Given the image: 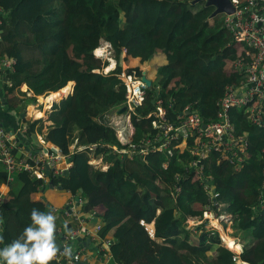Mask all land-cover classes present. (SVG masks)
Here are the masks:
<instances>
[{
    "label": "trees",
    "instance_id": "trees-1",
    "mask_svg": "<svg viewBox=\"0 0 264 264\" xmlns=\"http://www.w3.org/2000/svg\"><path fill=\"white\" fill-rule=\"evenodd\" d=\"M193 2L0 0V57L7 55L16 61L14 71L3 77L0 109L14 111L26 124L24 135L31 137L43 128V120L32 121L28 115V108L37 102L17 98L15 92L20 90L26 96L33 92L35 98L44 95V99L60 94L59 99L67 90L60 106L51 107L46 121L52 124L43 140L68 156L66 162L73 165L58 176L50 172L46 184L26 172L17 173L8 184L0 166V186H11L0 205V235L4 238L0 248L31 223L33 208L51 209L46 199L35 195L50 190L52 182L54 189L60 187L75 202L81 201V212L91 218L90 228H100V241L98 245L90 242L91 251L98 255L102 242L108 240L113 264H233L235 253L222 245L216 229L204 223L189 227V218L203 222L207 212L215 218L231 214L229 225L236 221L237 225L231 238L225 235L231 242L239 240L240 260L264 264V256L259 259L257 254L260 244L264 245V130L250 125L242 109H232L234 134L245 133L250 157L234 166L217 163L218 157L210 154L201 161L202 184L195 183L188 147L174 149L168 157L158 152L154 141L157 130L152 122L158 101L172 123L186 108L204 122L214 120L216 102L225 87L241 77L233 65L245 48L224 28L225 15L212 16L213 7ZM101 42L110 45L116 63L107 74L103 69L108 63L92 55H97ZM123 53L125 59H137L140 64L156 54L166 58L164 65L155 67V81L146 90L142 105L127 111L133 127L129 145L117 140L108 118L112 111L126 106ZM142 73L139 69L127 71L136 79ZM69 82H74L71 95ZM15 104L22 108L18 110ZM94 133L101 135L100 143H91L88 136ZM148 140L155 151L147 157L135 154L123 160L125 155L113 151L141 147ZM17 151L18 147L14 155L21 156ZM99 160L105 171L91 164ZM51 212L58 217L60 209ZM75 228L65 223L59 234L69 237L67 245L75 244L79 250V243L72 239Z\"/></svg>",
    "mask_w": 264,
    "mask_h": 264
},
{
    "label": "built area",
    "instance_id": "built-area-1",
    "mask_svg": "<svg viewBox=\"0 0 264 264\" xmlns=\"http://www.w3.org/2000/svg\"><path fill=\"white\" fill-rule=\"evenodd\" d=\"M230 2L234 10L232 14H224L223 25L232 40L241 44L245 49L233 65V69L241 74V77L237 83L225 87L223 95L216 102L215 119L204 122L198 113L186 108L175 117V122L172 123L166 117V110L161 101L157 102L156 112L153 114L152 127L157 130L154 141L158 143V152H165L168 157H172L174 149L188 147L190 155L193 157L190 168L192 173L195 174L196 182L200 184L204 181L201 161L210 154L218 157L217 163H228L234 166L250 157L249 142L245 138V133L241 136L234 134V127L230 118L232 109H242L245 119L250 125L255 129L264 130V0H230ZM15 64L16 61L12 57L7 55L0 57L1 85L5 73L13 72ZM121 78L125 83V107L129 113L142 105L148 88L140 79H136L132 75L122 73ZM18 94L24 97L20 90H18ZM128 113L125 117L129 123L128 127L131 128ZM34 120L32 119V121ZM109 120L110 126L117 135L119 130L114 122L117 117L113 116L111 118L110 116ZM25 128L26 124L22 123L20 130L23 135ZM118 135L122 137L121 132H118ZM132 135L129 136L130 142ZM118 138L119 142L124 145L123 139ZM18 143L16 136L11 135L0 123V166L6 172L8 184L14 181L15 175L19 172H26L31 177L40 179L43 183H48L46 167H49L53 176H58L66 171L63 167H60V162L62 160L66 161L68 157L62 155L59 149L53 147L51 152L40 151V153L28 151L18 157L13 153L18 147ZM154 151L153 148H150V141L148 140L141 147L132 146L130 150H117L116 152L126 157L135 154L147 157L149 153ZM105 169L106 167H104ZM261 170V190L264 192V163ZM173 177L179 182L177 174H173ZM209 191H212L211 188H209ZM3 201L4 195L0 192V205ZM80 204L81 201L79 200L76 202L73 199L70 200L64 207L60 208L59 215L63 219L71 220L76 226L72 233V239L89 240L94 245H98L100 239L97 232L100 228L98 225L92 228L88 227V220H91V218L81 212ZM52 211L58 212V209ZM208 213L211 214L210 212L205 214ZM67 238L69 237L63 238L65 244L59 249L55 261L63 262V264H87L90 253L83 245H80L79 250L72 252L71 246L66 243ZM102 243L98 252L101 259L104 260V263L101 264H105L111 261L112 258L108 250V240ZM65 248L70 249V256L63 255ZM233 264H241L238 253H235Z\"/></svg>",
    "mask_w": 264,
    "mask_h": 264
},
{
    "label": "rangeland",
    "instance_id": "rangeland-1",
    "mask_svg": "<svg viewBox=\"0 0 264 264\" xmlns=\"http://www.w3.org/2000/svg\"><path fill=\"white\" fill-rule=\"evenodd\" d=\"M100 48H98V55H96V54H94V56L95 57H99L103 62H107L108 63V67H106V68H104L103 69V74H106V73H108L110 70H112V69H114L115 68V65H116V63H115V61L113 60V51H112V49H111V47H110V45H108V44H106V43H103V42H101L100 43ZM95 53V52H94ZM125 53H123L122 54V58H123V60L124 61H122V65H121V69H122V72H123V74H127V71L128 70H134V69H141L140 71H142V69L143 68H147L149 65H150V68H151V71L153 72L154 71V66L155 65H158L159 64V62H155V61H153V58H154V56L151 58V60L150 61H148L147 63H143V64H140L139 63V61L137 62V61H135L134 62V60H131V59H124L125 58ZM122 58H121V60H122ZM152 61H153V63H152ZM46 94V93H45ZM20 97H21V99H35L36 100V102H37V104H35L34 106H30L29 107V109H28V115H30L31 116V118L32 119H35V120H38V119H40V116L41 115H43L42 117H44V114H43V112H37L36 113V116L37 117H35V115L33 114L34 112H36V111H41V108L44 110V111H46V110H48L49 109V106H52L53 104H56L57 102L59 103L60 102V100L63 98V97H61V98H59V99H57L56 100V98H57V96L56 97H52L51 98V96H49L48 98H46V99H44L45 97H43V96H41V97H37V98H35V96H31V95H29V97L28 96H26V95H24V97H22L20 94H18ZM43 98V99H42ZM54 99L56 100L53 104L51 103V102H53L54 101ZM21 101V100H20ZM23 102V101H22ZM24 102H26L27 104H28V101H24ZM23 102V103H24ZM50 102V103H49ZM26 104V105H27ZM49 104V105H48ZM52 104V105H51ZM46 106H48V107H46ZM14 107L15 108H17L18 110H20L21 108H22V104H21V106H18L17 104H15L14 105ZM35 107H38L37 109L38 110H34L33 108H35ZM41 107V108H40ZM45 107V108H44ZM51 108V107H50ZM42 110V111H43ZM115 112V110L114 111H112L111 112V114L112 113H114ZM41 114V115H40ZM113 116H114V114H112ZM110 116L111 115H108V118H110ZM36 118H38V119H36ZM34 120V121H35ZM115 122V125L117 126L116 128L119 130L118 132H121L122 133V137L121 136H119L118 135V132H117V135H116V137H117V140L119 139L118 137H120V139H123V141H126V140H128L129 139V136H131L132 134H133V131H132V129H130V127H128V121H127V118L123 115V116H117V120L116 121H114ZM115 128V129H116ZM116 133V132H115ZM44 137V136H43ZM101 137V135L100 134H98V133H94V134H91V143L92 144H97V143H100V138ZM42 141H44V140H42ZM45 143V142H44ZM45 146H40V145H37L38 147H39V149L38 150H36V152H34L32 149H29L31 152H33V153H40V151H42V152H51L52 151V148H53V146L51 145V144H44ZM74 149V146L73 147H71V151ZM92 149V148H91ZM113 151H117V148H113ZM119 151V150H118ZM68 157V156H67ZM68 159V158H67ZM92 162V161H91ZM94 162V163H93ZM91 164L92 165H94V167H96V168H98V167H101L100 169L102 170V171H105L104 170V165L103 164H101V160H99V161H93ZM70 164H67V162L65 161V160H62L61 162H60V167H63V169L64 170H67V168H68V166H69ZM66 166V167H65ZM49 168V167H48ZM195 180V183H196V179H194ZM196 185V184H195ZM2 186H7V185H2ZM1 192V191H0ZM2 193V192H1ZM46 193H47V198H48V203H49V205L50 206H54L55 204H58L57 202H55V198H56V196L58 195L57 193H54L53 191H51V190H47L46 191ZM3 194V193H2ZM50 194V196H48ZM4 195V194H3ZM225 214L226 213H224V214H222L221 216H219V217H214V215L212 214H204L203 215V222H202V220L201 221H196L195 222V220H197L196 218H189V220H188V225H189V227H198V226H200L202 223H204V225H213L212 227L214 228V229H216L217 230V232H218V235H219V237H220V239L222 240V245L223 246H225L226 248H229V249H231V251L232 252H234V253H237V251H239L240 250V248L239 247H237L233 242H231V241H229L230 239L228 238V239H224L223 237H222V233L223 232H228L229 233V231L231 230V228H230V225H229V223L231 222L230 220L228 221V220H224L223 219V217H226L225 216ZM207 215H210L211 217V219L210 218H208L207 217ZM213 218V219H212ZM221 219V220H220ZM217 223H216V222ZM199 222V223H198ZM57 223V225L59 224V222L57 221L56 222ZM233 226V225H232ZM224 234V233H223ZM225 235V234H224ZM228 236V235H227ZM228 237H230L231 238V236H228ZM235 241V240H234ZM71 248H75V244H73V245H71ZM236 251V252H235ZM257 254H258V256H259V259L262 257V256H264V245L263 244H260V246H259V248L257 249Z\"/></svg>",
    "mask_w": 264,
    "mask_h": 264
},
{
    "label": "crops",
    "instance_id": "crops-1",
    "mask_svg": "<svg viewBox=\"0 0 264 264\" xmlns=\"http://www.w3.org/2000/svg\"><path fill=\"white\" fill-rule=\"evenodd\" d=\"M104 43V42H103ZM107 44V43H106ZM101 47V46H100ZM126 57V56H125ZM125 59V58H124ZM126 59H128V58H126ZM131 60H134V62L135 61H137V59H131ZM124 61V60H123ZM153 61H155L156 63L157 62H159V64L158 65H155L154 66V71L152 72L151 71V68H150V65L145 69V68H143L142 69V72H145V74H146V76L149 78V79H152V83L155 81L154 79H155V75H156V73H155V67L156 66H162V65H164L165 63H166V58L162 55V54H156V55H154V58H153ZM153 61H152V63H153ZM138 62V61H137ZM114 70V69H113ZM141 70V69H140ZM112 71V70H111ZM69 84H72V89H71V92H70V94L69 95H71L72 94V91H73V87H74V82H69ZM24 87H26V89L28 90V91H30V92H32L29 88H27V86H25L24 85ZM65 92L67 93V90H65ZM16 93V97L18 98V92H15ZM66 93H65V95H66ZM23 94V93H22ZM32 94H33V92H32ZM32 94H28V97H29V95H31L32 96ZM1 95H2V85L0 84V98H1ZM54 96L55 95H57V98L60 96V94H53ZM64 95V96H65ZM33 96H34V94H33ZM32 96V97H33ZM52 96V95H51ZM63 96V97H64ZM49 97V96H48ZM21 98V97H20ZM56 98V99H57ZM43 99V98H42ZM56 100L54 99V101L53 102H51L52 104L55 102ZM50 103V102H49ZM51 104V105H52ZM56 104H58V102L56 103ZM20 105V104H19ZM18 105V106H19ZM49 105V104H48ZM53 106V105H52ZM52 106H49V109L48 110H46V111H44L42 108H41V111H36V112H34L33 114L35 115V117H37L36 116V113L37 112H43V114H44V117H42L43 115H41L40 116V119H38V118H36V119H38V120H43V128H42V130H41V133H35V135H33V136H31V137H27V136H25V135H23V133L21 132V130H20V128H21V118L17 115V114H15V112L14 111H10V112H8V111H6V110H1L0 109V123L5 127V129L12 135H14V136H16V138H17V142H19L18 143V154H23V153H26V152H28V151H30L29 149H31V148H34V149H39V147L37 146V145H40V146H45L44 144L42 145V143H44V141H42L43 140V135L46 133V131H47V129L51 126V122H48V121H46L47 119H48V115H49V113H50V111H51V108L50 107H52ZM55 106H57V107H59L60 106V104H58V105H55ZM45 108V107H44ZM29 109V108H28ZM43 110V111H42ZM115 113V112H114ZM114 113H112V114H114ZM112 114H110L111 115V118L113 117V115ZM114 116H116L115 114H114ZM117 117V116H116ZM23 118V117H22ZM131 129H132V131H133V127L131 126ZM88 138H90V140H91V134L88 136ZM129 140V139H128ZM29 145H30V147H29ZM29 147V148H28ZM68 164V163H67ZM73 167V165L72 164H70L69 166H68V168H67V170L68 169H71ZM44 184H46V183H44ZM10 190V189H9ZM8 187L7 186H0V191L4 194V198H5V195L8 193ZM51 191H53L54 193H57L58 195L56 196V198H55V202H57L58 204H55L53 207L51 206V209L53 210V209H60V208H62V207H64L70 200H72V195L70 194V193H66V192H64V191H59V190H56V189H50ZM36 198L37 199H42V198H44V199H46L47 201H48V198H47V193H46V190H42V191H40V192H38L36 195ZM48 196H50V194L48 195ZM225 216L228 218L227 220L229 221H232V216H231V214L229 215V214H225ZM88 218H90V217H88ZM57 221L59 222V224L57 225V231H58V233H60V228H61V225H64L65 223H70V224H72V225H74L73 224V222L71 221V220H69V219H67V218H65V219H63V218H61V216L59 215L58 216V219H57ZM197 220H195V222H196ZM199 223V222H198ZM209 225V224H208ZM236 225H237V221H236V224L235 225H233V226H230V228H231V230L229 231V233L228 232H223L224 234H226V235H230L233 231H234V228L236 227ZM211 226H213V225H211ZM88 227L90 228V226L88 225ZM0 234H1V226H0ZM227 237V236H226ZM57 239H58V241H59V243H61V246L63 245V244H65V242L64 241H62V240H60V238L59 237H56ZM228 238V237H227ZM233 240H235L234 241V243H236V244H238V246H239V248H240V250L239 251H237V253L240 255L241 254V252H242V246H241V244H240V242H239V240L237 239V238H234ZM232 240V241H233ZM81 246H80V243H79V248H80ZM77 248H78V246L77 245H75V248H71V250H72V252H74V251H76L77 250ZM84 248L86 249V248H88V247H86V246H84ZM94 248V246L93 245H90L89 244V248H88V252L91 254H89V256H90V258L88 259V263L87 264H101V263H104V260H102L101 259V257H100V255L98 254V255H95L91 250ZM105 264H113L112 262H107V263H105Z\"/></svg>",
    "mask_w": 264,
    "mask_h": 264
},
{
    "label": "clouds",
    "instance_id": "clouds-1",
    "mask_svg": "<svg viewBox=\"0 0 264 264\" xmlns=\"http://www.w3.org/2000/svg\"><path fill=\"white\" fill-rule=\"evenodd\" d=\"M57 219L51 211L42 212L33 208L30 212L31 223L18 238L0 248V264H51L60 251L56 242ZM0 244H4L2 235ZM63 255L70 256V249L65 248ZM241 264L247 262L241 261Z\"/></svg>",
    "mask_w": 264,
    "mask_h": 264
},
{
    "label": "water",
    "instance_id": "water-1",
    "mask_svg": "<svg viewBox=\"0 0 264 264\" xmlns=\"http://www.w3.org/2000/svg\"><path fill=\"white\" fill-rule=\"evenodd\" d=\"M200 2H203L205 4V6L207 7H213L214 8V12L212 14V16H216V15H219V14H232L233 13V7H232V4L230 2V0H194L193 4H196V3H200ZM92 55H94V53L92 52ZM140 80L146 85V87L149 89L152 85V79H149L145 72L142 73V76L140 77ZM127 113V108L125 106L123 107H120L118 109L115 110V115L116 116H125ZM130 143V140H126L124 141V145H128ZM126 159V156L123 157V160ZM49 173H50V170L48 167H46V176H49ZM65 173V171H64ZM49 186H50V189H54L53 186H52V182L49 183ZM8 187V190L11 189V186H7ZM56 190H59L61 191V188L58 187ZM51 211V209H48L47 212ZM56 237H59L60 240L62 239L63 241V238H62V235L58 233V231L56 232ZM76 241L78 243H81L82 240L80 238L76 239ZM56 242H57V247L59 249H61V243H59L58 239L56 238ZM83 246H86V247H89V244H90V241H86L85 243H81ZM225 247V246H224Z\"/></svg>",
    "mask_w": 264,
    "mask_h": 264
},
{
    "label": "bare ground",
    "instance_id": "bare-ground-1",
    "mask_svg": "<svg viewBox=\"0 0 264 264\" xmlns=\"http://www.w3.org/2000/svg\"><path fill=\"white\" fill-rule=\"evenodd\" d=\"M95 54V53H94ZM97 55H98V52H97ZM27 96H28V94H27ZM131 129V128H130ZM122 134V133H121ZM119 141V140H118ZM207 217L208 218H210L211 216L210 215H207ZM211 219V218H210ZM213 219V218H212ZM223 219L224 220H227L228 218L227 217H223ZM221 220V219H220ZM216 222V221H215ZM217 223V222H216ZM222 237L224 238V239H228L227 237H226V235H224L223 233H222ZM233 243H234V241H233ZM236 246H238V244H236V243H234Z\"/></svg>",
    "mask_w": 264,
    "mask_h": 264
}]
</instances>
